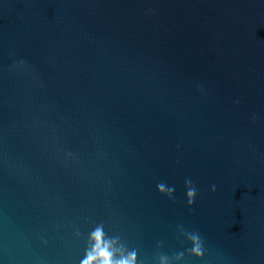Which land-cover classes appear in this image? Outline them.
Segmentation results:
<instances>
[{"label": "water", "instance_id": "water-1", "mask_svg": "<svg viewBox=\"0 0 264 264\" xmlns=\"http://www.w3.org/2000/svg\"><path fill=\"white\" fill-rule=\"evenodd\" d=\"M97 230L264 264V0H0V264H83Z\"/></svg>", "mask_w": 264, "mask_h": 264}, {"label": "clouds", "instance_id": "clouds-1", "mask_svg": "<svg viewBox=\"0 0 264 264\" xmlns=\"http://www.w3.org/2000/svg\"><path fill=\"white\" fill-rule=\"evenodd\" d=\"M255 119V117H253ZM187 187V203L193 205L195 203L197 189L192 185L191 179L185 181ZM158 191L161 194L167 195L169 198H172L175 193V187L168 186L165 183L161 182L157 185ZM212 191H216V186H212ZM194 241H197L196 246L193 249L195 255L202 257L203 251L198 240L199 237H193ZM94 240L96 241V246L93 253H89L88 258L83 262V264H135V254H132L129 258L115 260L113 259V254L109 249L103 246V233L101 230H97L94 234Z\"/></svg>", "mask_w": 264, "mask_h": 264}]
</instances>
